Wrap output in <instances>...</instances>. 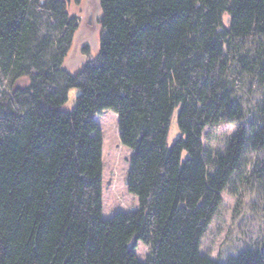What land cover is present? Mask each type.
Instances as JSON below:
<instances>
[{
    "label": "trees",
    "instance_id": "1",
    "mask_svg": "<svg viewBox=\"0 0 264 264\" xmlns=\"http://www.w3.org/2000/svg\"><path fill=\"white\" fill-rule=\"evenodd\" d=\"M97 2L98 53L70 72L66 0H0V264H264V236L223 262L199 251L247 168L264 201V0ZM105 109L138 198L108 218Z\"/></svg>",
    "mask_w": 264,
    "mask_h": 264
},
{
    "label": "rangeland",
    "instance_id": "2",
    "mask_svg": "<svg viewBox=\"0 0 264 264\" xmlns=\"http://www.w3.org/2000/svg\"><path fill=\"white\" fill-rule=\"evenodd\" d=\"M66 3L68 12L77 17L78 25L63 65L70 72H75L98 53L101 15L97 0H66ZM95 119L102 137V216L108 218L117 211L137 207L138 198L129 193L124 184L131 149L120 143L115 113L105 109ZM236 125L222 123L207 128L205 146L222 148ZM170 134H177L174 126ZM248 170L222 192L221 204L200 241L199 251L221 262L246 246L260 244L264 236V201L256 182L248 177ZM147 251V246L139 241L137 257L144 260Z\"/></svg>",
    "mask_w": 264,
    "mask_h": 264
},
{
    "label": "water",
    "instance_id": "3",
    "mask_svg": "<svg viewBox=\"0 0 264 264\" xmlns=\"http://www.w3.org/2000/svg\"><path fill=\"white\" fill-rule=\"evenodd\" d=\"M124 184H127V178L125 177V179H124Z\"/></svg>",
    "mask_w": 264,
    "mask_h": 264
}]
</instances>
